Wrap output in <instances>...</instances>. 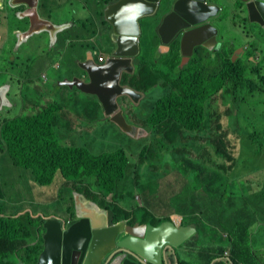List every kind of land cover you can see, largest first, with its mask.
I'll list each match as a JSON object with an SVG mask.
<instances>
[{
  "label": "trees",
  "instance_id": "16d2710c",
  "mask_svg": "<svg viewBox=\"0 0 264 264\" xmlns=\"http://www.w3.org/2000/svg\"><path fill=\"white\" fill-rule=\"evenodd\" d=\"M240 1L242 0H238L241 5ZM221 7L223 9V6ZM154 17L155 15H148L140 18L142 33L139 41L140 50L135 58V68L131 74H125L122 79L124 83H128L143 94V99L135 106L137 108H133L134 105L123 106L129 120L133 121L135 117L151 133L145 137L147 145L141 146L138 155L141 159L148 156L155 158V154L162 156V150L168 144L182 153L183 151L177 149L183 144L181 139L187 140L184 142L194 140L195 142L191 143L192 154L183 155L174 162V166L180 165L178 168L180 173L188 174L189 178L197 180L200 186L203 185L208 196L218 193L214 198L218 199L225 208L239 209L238 220L232 222L221 215L218 221L219 232L211 239L198 243L199 250H202L205 256L202 264H211L212 261L214 264H228L231 260L233 264H264L263 257L257 252L252 253L244 246L251 244L250 233L253 224L251 218L255 214L264 218V174L258 171H253V174L233 173L234 176L228 174L236 165L237 157L234 155V150L242 138L240 131L249 128L244 125L245 119H249L252 124L253 130L248 129V135L253 143L264 142V109L261 110L260 106L264 103V97H261V93H264L262 44L264 39H261V45L256 39L250 40L249 44L223 41L222 47L216 53L210 52L211 55L197 53L188 63L180 66V55L176 49L178 44L174 45L171 54L159 56L154 53L158 44L154 40ZM248 19L247 17L245 20ZM152 28L153 30L150 31ZM143 31L144 38H142ZM238 46L244 47L243 52L233 60V50ZM258 51H262L261 56L257 54ZM164 57L167 59L166 62L160 61ZM150 61L161 65L169 63L172 71L179 73L177 80L172 81L167 76L157 75L156 64L150 68L148 66ZM181 73L185 74V78H182ZM156 85L162 88L164 94L157 96L156 100L151 98L150 112L144 113V102ZM168 85L171 89L167 90L166 94L165 87ZM232 90L239 91L242 95L237 99L235 116L238 121L244 119V124L234 129L231 128L232 113L229 115L220 110L209 112L218 95L222 99L230 100L229 93ZM255 111L258 112V120L251 118ZM51 118L55 116L48 108L33 115L0 120V169L2 170L1 160L6 151L14 163L31 169L36 180L42 184L51 183L55 174L60 173L65 179L66 186L70 187L66 190L65 196L66 199L69 196L70 204L65 209L72 219L76 217L74 199H71L74 191L82 192L105 207H111L117 219L125 217L128 213L121 207L102 201L107 202L108 198L116 193L114 188L118 180L126 170L134 168L127 151L119 147L114 150L93 152V149H88L91 141L85 142L87 145H64L59 140ZM109 121V127L114 128L116 123L110 119ZM214 121L216 124L212 127L211 122ZM257 122H260V125H255ZM157 124L161 125L159 129L156 128ZM207 126L210 127L208 131H206ZM122 133L127 132L122 130ZM91 139L94 140L93 136ZM163 139H167L166 145L161 141ZM206 141L218 158L220 156L227 159L226 163H220V166L228 173L219 172L200 160L202 154L200 148ZM157 143H160L158 147ZM160 163L164 161L161 160ZM152 167L155 171L154 163ZM5 203L0 193L1 214L8 209ZM2 206L5 208L3 209ZM140 207L141 210L137 211L138 206L132 211L145 220L147 216L152 223H160L163 219H167L151 215L152 213L143 203ZM196 207L197 205L192 203L186 205L185 209L190 210V215H194ZM120 213L123 215L120 216ZM55 214L57 213L51 215ZM45 216L48 215L33 216L29 210L15 212V215H8L5 218L0 216V255L4 253V260L2 257L0 259L2 264L12 259H19V264H37L43 248ZM248 219L251 220L244 223ZM133 221L134 219L130 220ZM179 264L191 263L179 261Z\"/></svg>",
  "mask_w": 264,
  "mask_h": 264
},
{
  "label": "water",
  "instance_id": "95a60500",
  "mask_svg": "<svg viewBox=\"0 0 264 264\" xmlns=\"http://www.w3.org/2000/svg\"><path fill=\"white\" fill-rule=\"evenodd\" d=\"M249 19L264 24V0H242ZM42 2V1H41ZM46 3L45 0H43ZM5 5L13 6L17 18L28 21L21 38L47 31L51 41L62 29L48 17H43L40 0H0L1 11ZM24 7V8H23ZM217 2L209 0H114L108 2L103 14L110 25L114 48H107L103 61L95 59L89 50L80 60L81 74L64 81L84 93L96 95L106 115L127 132L133 130L121 106L122 95L137 101L142 93L122 81L123 75L132 73L139 50L140 18L157 15L156 30L162 50L176 41L184 65L197 44L212 48L218 45V27L211 17L221 10ZM25 39V40H26ZM243 49L242 46L237 50ZM237 54L232 55L235 60ZM5 86H0V109L7 105ZM75 195V219L70 222L62 216H45L43 222V248L37 264H156L166 260V248L174 249L196 230L194 224L177 225L163 220L155 226L147 223L114 221L112 210H103L80 192Z\"/></svg>",
  "mask_w": 264,
  "mask_h": 264
},
{
  "label": "crops",
  "instance_id": "0c3cea01",
  "mask_svg": "<svg viewBox=\"0 0 264 264\" xmlns=\"http://www.w3.org/2000/svg\"><path fill=\"white\" fill-rule=\"evenodd\" d=\"M45 1L46 3L40 0V7L43 9L41 15L51 18L56 23L62 24V29L58 31L54 41H51L47 31L34 33L27 39L24 37L21 38L22 32L27 28L28 21L18 19L17 15L14 13L13 6L5 5V8L1 11V13L4 14L2 15V21L0 23V86H5L7 100L9 101L6 102L7 105H2L1 110L5 109L2 115L4 119L33 115L42 110L39 108L40 104L47 102L58 104V106L61 104L65 107L62 113L63 117L64 115L67 116L72 113L67 109L70 108L69 105L72 103L74 114L82 112L85 114L84 120L76 122L71 121L72 117L69 116L66 120L57 121V127L69 129L73 125L80 123L78 126L88 128L89 130H87V132L92 133L93 127L97 125L95 120L96 114L98 110L101 109L103 121H99L98 124L100 126L104 125L105 129H107L106 123L110 122L109 117L104 113L99 100L91 94L80 91L76 86L65 83L64 80L66 78H72L76 74H81L82 69L79 64L80 60L84 59V55L88 53L90 49L102 53L104 55V60L106 59L107 50L105 43L103 44L100 41L99 34L103 30H108L110 34H112L103 11L106 4L114 0ZM209 1L216 2V0ZM237 1L238 0H235V2ZM154 18V23H156L159 20V16L155 15ZM213 18H218V13L212 16L211 21L218 27V32L216 34L218 45L217 43L214 45L221 48L224 39L219 34L220 26L213 21ZM222 27L224 30H227V25L223 26L222 24ZM152 30L153 28L150 31ZM111 44L114 45L112 38L111 41L107 39V47ZM124 76L125 75H123V77ZM156 98L157 95L152 97L154 100H156ZM142 99L143 95L136 102V105ZM129 101L132 100L127 96L121 98V103L124 107H127L126 105H131ZM100 106L101 108H99ZM6 114L8 115L6 116ZM54 125H56V123H54ZM116 126L115 124V127ZM57 131L58 129L56 133H58ZM106 131L107 130H105V132ZM78 134V130L72 132L74 140ZM146 136H148V132L142 127L137 136L138 139L134 137L138 151L140 146L144 144L140 141L144 140ZM87 141H92L91 136L85 142ZM64 144L78 145L74 143ZM118 147L119 146L113 149ZM200 151L202 152V157L205 151L202 150V147ZM149 157L151 158V156ZM142 160L144 165H146L142 171L145 169H154L152 163L148 161V157ZM205 162L208 164L207 160ZM132 164L134 165L135 163L132 162ZM2 165H4V168L8 167L9 171L16 172L14 168L8 165L6 154L2 158ZM175 168L178 171V168ZM23 173L26 175V172ZM131 174L134 182L138 185L136 189L131 188V192H140L143 202L148 203L150 199L149 194L146 193L149 190L156 189L155 179L152 177L146 180H139L134 173V168L131 170ZM173 177H177L175 182L178 184L179 188L172 189L170 194H165L164 190L161 191V197L165 195V199L170 198L171 202L174 203L164 214H169V220H174L172 216L175 213L183 214L181 222L177 223L180 225L194 224L196 231L189 239H186L182 244L175 247V251L167 248V261L164 262V260H162L161 264H176V260L191 264H202L205 260V256L204 252L199 250L200 247L198 243L204 242L209 238L211 239L219 232L218 221L221 215L232 222L238 220L237 213L239 209L234 210L232 207L225 208L220 204L218 199L214 198L218 193H213L211 196H208V192L203 189V185H199L200 189L198 192L193 191V188L188 185L189 175L186 173L183 174L178 171V173L171 178ZM129 197L131 196L128 193L120 195V199L124 202V206L127 210L131 211L134 207L127 203ZM66 200L67 207L70 204L69 196ZM182 203L183 205L180 206ZM192 203L197 205L196 214L194 215H190V210L185 209L186 205ZM5 206L8 207L7 211L3 214L0 213V216L3 218L8 215H15V212L20 213L26 210H29L33 216L37 214L32 208L12 211V206H10L8 202L5 203ZM5 206H2V208L4 209ZM51 214L52 213L46 215ZM55 215L62 216L65 220H73L67 213H57ZM156 217L161 218L159 216ZM137 219L140 223L152 224L149 216L146 217L145 222H141L140 217H137ZM251 219L253 220L250 233L252 244L251 252H257L264 258V254L261 253L264 252V218L255 214ZM251 219L246 220L244 223H247ZM1 257L4 260V253L0 255V259ZM217 259H219V257ZM0 264H2V262H0ZM5 264L11 263L7 261ZM211 264H214V262L212 261ZM228 264H231V262Z\"/></svg>",
  "mask_w": 264,
  "mask_h": 264
},
{
  "label": "rangeland",
  "instance_id": "374dc122",
  "mask_svg": "<svg viewBox=\"0 0 264 264\" xmlns=\"http://www.w3.org/2000/svg\"><path fill=\"white\" fill-rule=\"evenodd\" d=\"M220 6H223L224 9H221L218 12V18L214 19L213 21L220 26V32L219 34L223 37L224 41L226 43L228 42H235V43H246L249 44L250 40L256 39L259 41L261 45V39H264V24L257 22V21H251V20H245L248 16L247 9L245 3L242 1V4L235 2V0H216ZM78 17V14H77ZM212 19V17H211ZM140 21V27H141V33H142V26H141V19ZM108 23V22H107ZM224 25H227V30H224ZM110 27V25H109ZM111 28V27H110ZM253 30L252 33H248V31ZM139 35V40L140 36ZM145 37V33L143 31L142 38ZM112 38V35L108 30H103L99 34L100 41L104 44L108 53L107 49V39ZM263 49H264V41H263ZM208 49H211L207 47ZM168 49L162 50L161 45H157L155 54L159 56H164L171 54L170 52H167ZM208 53L211 55L210 51ZM258 55H262V51L257 52ZM171 58V56H170ZM170 58L168 59V62L170 63ZM166 57L161 58L160 61L166 62ZM168 64L161 65L156 64L155 62L150 61L148 66L151 68L152 65L156 64V68L158 69L156 71L157 75L162 74V76H167L168 79L175 81L177 80V76L179 73L172 71L171 66ZM263 65H264V59H263ZM182 78H185V74H180ZM159 85H156L152 88L151 93L148 95V99L145 100L144 106H143V112H150L149 106L151 105V98L155 95L160 96L163 93L162 88L158 87ZM171 86L168 85L165 87V93L167 90L170 91ZM81 91V90H80ZM264 92V91H263ZM66 93V92H65ZM90 94V93H89ZM167 94V93H166ZM165 94V95H166ZM260 94V93H257ZM96 99V95L91 94ZM242 97L241 93L239 91L232 90L229 93V99H222L221 96H217L216 100L213 102L212 108L210 109L211 112H216L220 110V112H225L230 115V113L233 114L231 118V128L234 129L240 124H244L243 120H237L235 113L237 111V108L235 105H237V99ZM261 97H264V93H261ZM94 98V99H95ZM95 99V101H96ZM98 100V99H97ZM133 108H137L135 106L136 102L129 101ZM225 104H224V103ZM81 103V102H78ZM251 103V101H250ZM249 103V104H250ZM69 104V103H68ZM72 103L69 105L70 108H67L72 113H70L67 116L62 117V113L65 109L61 104L58 106V104L55 103H43L39 105V108L46 110L48 108L51 109V112L54 114L55 118H51L56 125L54 126L55 130L58 129V135L59 140L64 143H74L78 145H84L86 140L90 138V136H93V139L91 142V145H88V149L94 151H106L111 150L117 146L124 148L127 151V156H129L130 162L135 163L134 164V173L137 175L139 180H146L148 178H154L155 179V187L156 189L149 190L146 194H149L150 201L148 203L143 202L141 199V195L138 197L137 194L135 197L131 196L128 198L127 203L134 208L138 207V210H141L142 207H140L143 203L144 207L148 209L151 215L159 216L161 218L165 217L168 218L169 214H164L166 211H168L171 206L174 204L171 202L170 198L165 199V195L161 197V191L164 190L165 194H170L172 189H178L179 186L176 184V178L173 177L178 171L175 167L179 168L180 165L174 166V162L178 161V159H181L183 155H190L192 154L193 150V142L194 140H189L188 142H184L187 140H182L183 144H181L180 148L177 147V149L182 152L179 153L173 146L166 145L167 139L161 140L166 146L165 149L162 150V156L161 154H155L154 157L148 156V161L154 163L155 171L150 169H145L142 171L146 165H144L143 160L138 155V150L136 148L135 138L133 135H138L140 133V130H136L135 132L131 133L133 135H127L122 133V130H125L121 125L116 126L114 128L109 127V123L107 124V128L105 129L104 125L100 126L98 123L99 121H103V113L101 112V109L98 110V113L96 114L95 120L97 125L93 127L92 133H88V128L80 127L77 125H73L71 128L67 129L64 127H57V121L66 120L67 117L71 116V121H83L84 115L82 112L79 114H74V109L72 108ZM261 110L264 109V103L260 104ZM67 113V110H66ZM258 112H254V114L251 115V118L259 119V116L257 115ZM50 114V113H48ZM8 114H6L7 116ZM208 114H207V120H208ZM3 118V115H1ZM242 117V116H241ZM214 118L213 116L211 117ZM108 119V118H107ZM246 123L244 124L246 127L249 128H243L240 133L242 138L239 140V144L237 148L234 150V155L236 158V165L230 170V173H228L226 170H224L220 163H226L227 159H223L222 157H217L214 149L207 143V141L202 146V150L205 152L203 153L202 157L200 158L201 161H208V164L211 168L218 170L219 172H227L230 176H234L233 173H252L253 171L262 172L264 174V142L261 141L259 144L257 142L253 143V141L249 138L248 135V129H252V124L249 119L244 120ZM109 122V121H108ZM104 124V123H102ZM215 121L211 122V126L215 127ZM255 125H260V122H257ZM161 125L157 124L156 128H160ZM78 130L79 134L76 136L75 140L72 135V132ZM105 130H107L105 132ZM210 130V127H206V131ZM203 134V132H201ZM74 140V141H72ZM147 145L146 139L140 141ZM160 143H157V147ZM150 153V151H149ZM6 159L8 162V165L16 172L9 171V168H4V165L1 166L2 170L0 169V192L2 194V198L4 201L8 202L10 206H12V211H19V210H25L26 208H32L36 211V215L39 214H50V213H60V214H66V190H69V185L66 186L64 183V178L60 176V173L55 174L53 180L51 183L48 184H42L36 180L34 177L31 169L26 168L23 165L14 163L13 159L6 153ZM12 161H11V160ZM161 160L164 161V163H160ZM2 162V160H1ZM13 163V165H12ZM132 166V165H131ZM132 167L125 171V174L121 177L119 180V186L121 190H126L129 188H137L138 185L134 182L132 174H131ZM26 172V175L23 173ZM159 174H158V173ZM180 183V182H178ZM188 185H190L193 188V191L198 192L200 189L199 183L197 180H193L191 178H188ZM4 187V191H3ZM71 199L75 200V195ZM166 201V203H165ZM142 202V203H141ZM183 203L180 205L182 206ZM134 211L130 213L133 214ZM19 264V259H12L10 263L12 264Z\"/></svg>",
  "mask_w": 264,
  "mask_h": 264
},
{
  "label": "clouds",
  "instance_id": "9594fccd",
  "mask_svg": "<svg viewBox=\"0 0 264 264\" xmlns=\"http://www.w3.org/2000/svg\"><path fill=\"white\" fill-rule=\"evenodd\" d=\"M111 30V29H110ZM90 50H92V49H90ZM209 50H212V48L211 49H209ZM96 51V50H95ZM100 52H97L96 51V53L95 54H99ZM97 60H99L98 59V57H97ZM100 61V60H99ZM181 66V65H180ZM165 87V86H164ZM164 94V93H163ZM143 95V94H142ZM122 96H127V95H122ZM122 96H120L121 98H122ZM128 97V96H127ZM139 100V99H138ZM137 100V101H138ZM137 101H133V102H137ZM120 104H121V106L123 107V105H122V103L120 102ZM3 111H5V109H0V120H2V118H1V115H2V113H3ZM104 111V110H103ZM105 113V112H104ZM124 113H125V116H126V119H127V121L129 122V123H132V126H133V130L131 131V132H127V131H125V132H127V133H129L130 135H133V134H131V133H133V132H135L136 130H141V128L142 127H144L145 128V126L142 124V123H140V124H137V122H136V118L134 117V120L133 121H131V120H129V118H128V115H127V111H126V109L124 108ZM108 116V115H107ZM109 117V116H108ZM110 119V118H109ZM3 120H4V118H3ZM111 120V119H110ZM114 122V121H113ZM116 123V122H115ZM117 124V123H116ZM118 125V124H117ZM119 126V125H118ZM150 132H148V134H149ZM139 135V134H138ZM138 135H133L135 138H137V136ZM138 139V138H137ZM63 143V142H62ZM64 144V143H63ZM64 145H69V144H64ZM119 148V147H118ZM140 149H141V146H140ZM140 149H139V151H140ZM111 150H114V149H111ZM139 153V152H138ZM121 179V178H120ZM119 179V180H120ZM119 180H118V182H117V184H116V186H115V188H114V190L116 191V193H114V194H112L109 198H108V201L107 202H104V201H102V198H101V201H102V203H112V204H114V205H116V206H119V207H121V209H123V210H125L128 214L124 217V216H122L121 218H116V214H115V212H114V210L110 207V208H108V207H105V206H103V205H101V204H99V202H97L96 200H94V199H92V198H90V197H88L87 195H85V197H87V198H89L90 199V201H91V203L92 202H94V203H96L101 209H103V210H112L113 211V215H114V221L115 222H118V221H120V220H126V222H128V223H134L135 221H137L138 219H137V217H140V221L141 222H145L146 220L143 218V217H141V216H137L135 213H133V214H131L130 215V213L132 212V210L130 211V212H128L129 210H127V208L124 206V202L120 199V195L121 194H125V193H128L130 196H133V197H135L136 196V194H137V196L139 197L140 196V192H131V188H129V189H126V190H121V188H120V186H119ZM76 192H78V191H76ZM95 192H97V193H100L99 191H95ZM80 193H82V192H80ZM83 194V193H82ZM142 203V202H141ZM120 216L121 215H123L122 213H120L119 214ZM48 216H50V215H48ZM55 216H57V215H55ZM179 216H181V218L179 219L178 217ZM173 219L174 220H172L173 222H175L177 225H179L178 223H180L181 222V220H182V218H183V214H178V213H175V214H173ZM75 219V218H74ZM73 219V220H74ZM132 219H134V221L133 222H130V220H132ZM167 219H170L169 217L167 218ZM167 219H163V220H167ZM72 220V221H73ZM67 221H70V222H72L71 220H67ZM178 222V223H177ZM152 223V222H151ZM161 223V222H160ZM160 223H152V224H154L155 226H157V225H159ZM196 231V230H195ZM195 233V232H194ZM193 233V234H194ZM192 234V235H193ZM191 235V236H192ZM190 236V237H191ZM189 237V238H190ZM188 238V239H189ZM247 249H250L251 250V248H252V244H250V245H244ZM167 249V248H166ZM173 251H175V248L174 249H172ZM226 253H227V255H228V251H226ZM177 257V256H176ZM251 258H252V256H250ZM167 260H165L164 262H166ZM229 262H231V264H233V262H232V260L231 261H229ZM162 263V260L159 262V263H156V264H161ZM176 264H179V261L178 260H176Z\"/></svg>",
  "mask_w": 264,
  "mask_h": 264
},
{
  "label": "flooded vegetation",
  "instance_id": "af4514ba",
  "mask_svg": "<svg viewBox=\"0 0 264 264\" xmlns=\"http://www.w3.org/2000/svg\"><path fill=\"white\" fill-rule=\"evenodd\" d=\"M158 22V21H157ZM157 22L155 23V27H154V31H155V36H154V40L155 41H158V44L157 45H159L160 44V36H159V34H158V32H157V30H156V24H157ZM110 41H111V38H110ZM175 44H178L176 41H171L170 43H169V49H168V51L167 52H170L171 53V51H172V48L174 47V45ZM109 47H111V48H114V46H112V44L109 46ZM109 47H107V48H109ZM219 47H216L215 45L212 47V50H209L208 48H207V46H204V45H200V44H197L195 47H194V49H193V53H192V55L190 56V58H189V60L186 62V63H188L193 57H194V55H196L197 53H208V51H210V52H213V53H216L217 52V50L216 49H218ZM240 48V46H238L237 48H235L234 50H233V53H232V55H234L235 53L237 54V57L239 56V54L241 53V52H243V49H244V47H243V49L241 50V51H237L238 49ZM177 49V51L179 52V55H180V61H181V57H182V53L180 52V48H179V44H178V48H176ZM220 49V48H219ZM96 57H98V55L97 54H95V59H97ZM123 97V96H122ZM136 122H137V124H140V122H138L137 120H136ZM145 130L147 131V132H149L148 131V129L147 128H145Z\"/></svg>",
  "mask_w": 264,
  "mask_h": 264
},
{
  "label": "built area",
  "instance_id": "2783aa9c",
  "mask_svg": "<svg viewBox=\"0 0 264 264\" xmlns=\"http://www.w3.org/2000/svg\"><path fill=\"white\" fill-rule=\"evenodd\" d=\"M98 59H99L100 61H103V60H104V55H103L102 53H99V54H98ZM178 218L180 219L181 216H179Z\"/></svg>",
  "mask_w": 264,
  "mask_h": 264
}]
</instances>
